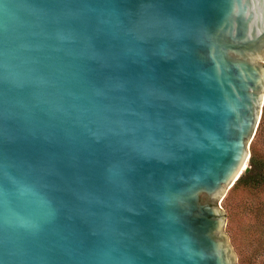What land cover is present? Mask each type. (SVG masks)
<instances>
[{
  "label": "water",
  "instance_id": "water-1",
  "mask_svg": "<svg viewBox=\"0 0 264 264\" xmlns=\"http://www.w3.org/2000/svg\"><path fill=\"white\" fill-rule=\"evenodd\" d=\"M263 105L264 0H0V264H237Z\"/></svg>",
  "mask_w": 264,
  "mask_h": 264
},
{
  "label": "rangeland",
  "instance_id": "rangeland-1",
  "mask_svg": "<svg viewBox=\"0 0 264 264\" xmlns=\"http://www.w3.org/2000/svg\"><path fill=\"white\" fill-rule=\"evenodd\" d=\"M259 148L264 153V141ZM220 206L227 215L224 230L237 264H264V190L232 187Z\"/></svg>",
  "mask_w": 264,
  "mask_h": 264
},
{
  "label": "trees",
  "instance_id": "trees-1",
  "mask_svg": "<svg viewBox=\"0 0 264 264\" xmlns=\"http://www.w3.org/2000/svg\"><path fill=\"white\" fill-rule=\"evenodd\" d=\"M263 141L264 105L255 137L250 146V158L247 168L233 186L234 189L264 190V153L259 148V144Z\"/></svg>",
  "mask_w": 264,
  "mask_h": 264
}]
</instances>
